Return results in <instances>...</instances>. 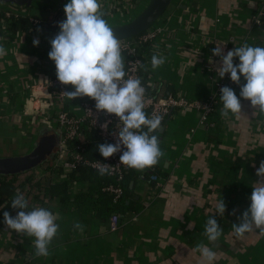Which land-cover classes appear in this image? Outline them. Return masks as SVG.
Instances as JSON below:
<instances>
[{"label":"crops","instance_id":"0c3cea01","mask_svg":"<svg viewBox=\"0 0 264 264\" xmlns=\"http://www.w3.org/2000/svg\"><path fill=\"white\" fill-rule=\"evenodd\" d=\"M68 2L33 0L30 7L19 8L40 21L28 29H11L10 21L0 20V45L6 50L0 56V157L7 156L4 154L12 149L17 137L29 138L31 149L36 137L51 127L27 98L31 93L29 84L56 68L48 53L51 39L60 30L51 22L66 19L64 6ZM134 2L100 0L110 26L128 20ZM258 3L173 1L158 20L165 32L142 52L151 89L157 94L191 99H206L215 92L217 72L209 66L215 39L232 38L235 48L244 43L264 47V25L252 20ZM7 7L0 1L1 13ZM34 39H39L38 46L33 44ZM154 53L167 57L155 70L151 66ZM234 62L239 63L238 57ZM244 83L242 76L241 85ZM241 85L231 87L238 96ZM220 95L208 128L195 109L174 108L163 121L159 130L164 153L160 158V184L145 174L131 181L127 193L130 208L120 210L117 230L110 228L111 216L85 217L72 206L56 209L53 213L58 216L59 233L47 257L35 255L34 237L21 236L7 226L0 233V264H264V233L253 227L237 237L232 227L250 207L253 187L260 186L261 178L256 173L264 161V112L241 98V113H230L225 119L220 115ZM56 103L53 106L58 107ZM28 174H20L18 182ZM79 185L76 191L91 183L87 180ZM35 192H28L26 187L22 193L31 203ZM221 199L227 206L223 216L216 212ZM137 206L143 208L136 211ZM212 216L223 229L214 243L205 236V224ZM77 224L81 227H75ZM201 242L217 253L215 260H203L197 250Z\"/></svg>","mask_w":264,"mask_h":264},{"label":"clouds","instance_id":"9594fccd","mask_svg":"<svg viewBox=\"0 0 264 264\" xmlns=\"http://www.w3.org/2000/svg\"><path fill=\"white\" fill-rule=\"evenodd\" d=\"M64 11L66 19L58 23L60 31L51 39L48 53L55 63L58 80L64 85L74 86V91L64 93L69 100L90 97L96 101L97 110L119 117L123 126H118L117 142L97 145L103 157L122 151L119 157L121 164L140 171L152 168L164 155L158 135L153 134L162 128L164 117L156 113L151 117L146 114V89L140 78H133L126 72L121 41L105 19L100 0H69ZM39 43V39L33 40L34 45ZM212 51L213 55L221 57V66L217 69L220 79L230 73L234 83L241 84L242 76L246 81L241 85L239 96L229 86L221 88L220 115L225 119L230 113L238 116L243 107L241 98L250 101L254 109L264 112V47L244 43L225 54L222 43H219ZM5 54V47L0 45V56ZM237 57L239 63L234 62ZM166 59L154 53L152 69L161 67ZM98 172L101 176L111 175L112 169L103 163ZM256 174L261 178L260 186L253 187L250 207L239 217L240 222L232 225L237 237L251 232L253 227L264 233V161L260 162ZM11 206L21 210L14 217L5 211L4 223L21 236L34 237L35 255L47 257L49 246L59 233L57 214L39 206L29 210L28 200L19 190ZM226 207L221 199L216 212L223 216ZM233 214H236L235 209ZM75 227L81 226L77 224ZM222 233L215 216L210 217L205 224L207 240L214 243ZM197 250L204 261L216 259L217 253L202 242L197 245Z\"/></svg>","mask_w":264,"mask_h":264},{"label":"built area","instance_id":"2783aa9c","mask_svg":"<svg viewBox=\"0 0 264 264\" xmlns=\"http://www.w3.org/2000/svg\"><path fill=\"white\" fill-rule=\"evenodd\" d=\"M144 1L135 0L131 10L138 8ZM258 2L256 10L252 14V20L257 25H264V0H258ZM21 16L28 17L34 25L40 22L37 18L28 16L26 11L12 7H7L4 10L3 18L6 21H11ZM59 22L61 21L55 19L51 22V25L59 29ZM163 32H165L164 27L156 22L140 35L120 40L122 52L126 57L125 70L133 78H140V66L143 61L138 56L139 47L146 43L150 44ZM219 43H222L225 54L228 50L235 49L234 39L232 38L226 40L215 39L214 48ZM209 66L217 72V69L221 66V57L212 54ZM125 79H127V76ZM214 85L215 92L211 93L206 99H191L187 96L173 94L161 95L155 93L152 89L147 90L146 86L143 85L146 89L145 112L149 117L153 113L162 115L164 117L163 121H165L174 108L181 110L195 109L200 113L201 122L206 124L208 128V126H212L211 119L216 112V104L221 94V88L224 86L239 87L241 84L234 83L230 79V73L220 79L217 72ZM29 88L31 93L27 98V103L31 101L34 104L33 110L38 114H43L42 116L49 122L51 128L55 129L59 135L53 158L29 171V174H32L35 179H45L51 174L48 171L49 166L61 167L65 174L61 176L60 180L68 179L71 183L70 191L74 192L76 186L79 187V184L87 180L78 181L71 177V173H78L83 167L98 171L103 163L109 164L112 174L106 176L111 177L112 181L106 183L102 187V191L109 194L112 201L117 203L125 193L123 181L126 172L131 169L121 164L119 157L122 155V151L108 158L103 156L95 158L87 155V147L92 133H96L102 141L116 143L119 132L118 126H123L119 117L115 114H108L106 111L97 110L95 107L96 101L90 97L85 96L69 100L64 92L74 90L70 84L64 85L58 80L56 68L51 72L40 74L35 82L29 84ZM55 103L58 104V107L53 106ZM149 171L151 172L149 174L150 180L160 184V177L154 172L153 167L144 169L142 173ZM119 219L120 213L113 212L110 217V228L112 230L118 229Z\"/></svg>","mask_w":264,"mask_h":264},{"label":"trees","instance_id":"16d2710c","mask_svg":"<svg viewBox=\"0 0 264 264\" xmlns=\"http://www.w3.org/2000/svg\"><path fill=\"white\" fill-rule=\"evenodd\" d=\"M172 7V5H170ZM169 7V8H170ZM4 14L0 12V20L3 18ZM11 29L23 28L28 29L32 26V23L29 21L28 17L21 16L14 18L9 22ZM148 46V43L143 44L138 49V56L142 59V52ZM142 64L140 66V79L142 84L146 86L147 90H150L151 87L148 83V70L147 65L142 59ZM147 114V113H146ZM146 130V129H145ZM160 131L153 133L159 137ZM91 140L87 147V155L93 156L95 158L102 157L97 145L99 143H107L102 141L96 133L90 135ZM29 144L30 141L26 140ZM154 172L158 175L160 173V161L158 164L153 166ZM48 171L51 173L50 176H47L45 179H35L32 174H28L23 181L18 182V176L16 175H0V194L5 195V197H0V233L7 227L4 223L5 211H8L12 216L14 213L20 211L21 209H13L11 202L14 199L17 190L23 192L28 188V192H32V189H35L36 192L32 195V202L29 203V210L35 207V204L38 203L40 207H45L50 209L52 212L56 209H66L68 207H75L81 211L83 216L98 215L102 217H109L113 212L120 213V210L129 209L130 206L127 204L128 200V191H131L130 183L133 180H137L139 177H142L143 174L148 178L150 171L147 173H142V171L131 168L126 172L123 187L125 193L123 197L117 202L112 201V197L106 192L102 191V187L112 181V178L109 176H101L99 172L83 167L78 173H71V177L78 180H88L91 185L88 188H81L77 191H70L71 183L68 179L60 180L61 176L65 174L61 167H48ZM48 178L51 179L48 182ZM106 202V205H104ZM143 206L135 207L136 211L142 209ZM13 264V263H8Z\"/></svg>","mask_w":264,"mask_h":264},{"label":"water","instance_id":"95a60500","mask_svg":"<svg viewBox=\"0 0 264 264\" xmlns=\"http://www.w3.org/2000/svg\"><path fill=\"white\" fill-rule=\"evenodd\" d=\"M12 8H28L33 0H0ZM173 0H146L128 20L112 25L120 40L134 38L151 27L166 12ZM59 139L58 132L48 127L37 137L31 149L17 156L0 157V175L23 174L53 158ZM51 181L50 178L47 179Z\"/></svg>","mask_w":264,"mask_h":264},{"label":"rangeland","instance_id":"374dc122","mask_svg":"<svg viewBox=\"0 0 264 264\" xmlns=\"http://www.w3.org/2000/svg\"><path fill=\"white\" fill-rule=\"evenodd\" d=\"M146 1V0H145ZM144 1V2H145ZM175 1V0H173ZM142 2L138 8H136L133 13H132V16L139 10V8L142 6V4L144 3ZM168 12V9L166 10V12L164 14H166ZM163 14V15H164ZM130 16L129 19L132 17ZM163 16H161L159 19H161ZM158 22V21H157ZM156 23V22H155ZM37 139V137H36ZM35 139V141H36ZM26 140H29L30 143H31V140L29 138L25 139V138H22V137H17V140L13 143V145H11L12 149L10 150H7L6 153L4 155H7V156H17V155H21V154H24L26 152L29 151V145L30 143L28 144ZM35 141L32 143V145L35 143ZM2 143V142H0ZM1 151H0V155H1Z\"/></svg>","mask_w":264,"mask_h":264}]
</instances>
